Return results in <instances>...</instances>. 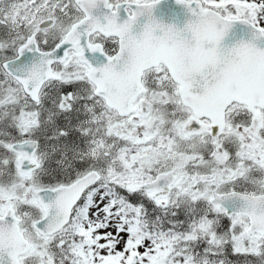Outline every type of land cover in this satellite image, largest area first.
Returning a JSON list of instances; mask_svg holds the SVG:
<instances>
[{"label": "snow or ice", "instance_id": "obj_1", "mask_svg": "<svg viewBox=\"0 0 264 264\" xmlns=\"http://www.w3.org/2000/svg\"><path fill=\"white\" fill-rule=\"evenodd\" d=\"M0 264H264V0H0Z\"/></svg>", "mask_w": 264, "mask_h": 264}]
</instances>
